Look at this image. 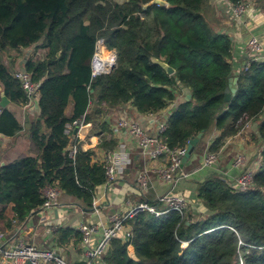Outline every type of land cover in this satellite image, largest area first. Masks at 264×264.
Returning <instances> with one entry per match:
<instances>
[{"label": "trees", "instance_id": "1", "mask_svg": "<svg viewBox=\"0 0 264 264\" xmlns=\"http://www.w3.org/2000/svg\"><path fill=\"white\" fill-rule=\"evenodd\" d=\"M150 1L0 0V93L13 104H27L14 77L18 69L38 85L28 150L0 166V232H11L38 214L46 186L91 208L105 184L104 170L92 162V150L78 149L69 157L70 138L64 134L68 123L83 117L103 135L110 132L107 110L130 105L133 115L142 118L173 105L185 88L191 97L172 109L161 137L170 149H184L203 132L193 160L182 169L187 172L201 167L203 140L213 130L219 135L208 152L218 154L246 122L264 116V59H249L234 76L233 41L208 19L209 0H163L167 7L144 9ZM225 1L236 5L246 0ZM250 1L264 10V0ZM99 40L114 52L116 66L109 74L91 77ZM30 48L42 51V57L28 55L19 61ZM152 59L174 74L168 76ZM230 78H237L236 93L226 102ZM257 131L262 147L249 190L229 186L217 172L196 179L194 198L206 216L191 210L161 218L137 213L125 220L124 235L109 243L100 264H238V253L244 264H264V118ZM21 132L14 114L0 108V135L13 139ZM115 145V140L101 138L99 147L109 151ZM141 168L134 156L122 178L130 182ZM132 200L153 202L143 193ZM70 240L79 245V231L61 228L52 243L65 247Z\"/></svg>", "mask_w": 264, "mask_h": 264}, {"label": "crops", "instance_id": "2", "mask_svg": "<svg viewBox=\"0 0 264 264\" xmlns=\"http://www.w3.org/2000/svg\"><path fill=\"white\" fill-rule=\"evenodd\" d=\"M215 1L216 0H209L208 2V9L210 11L208 19L218 25L220 31L227 33L233 41L231 63L234 67L233 74L235 76L244 67L246 62L252 58V55L249 56L245 49L246 43L251 36H255L263 47V52L258 54V57L264 55V10L258 9L252 1L246 0L245 3L248 5V10L242 19L236 20L238 21V24L233 26L227 22L225 23L223 20V11H229L227 5L220 2V4L222 3L223 5L217 6L219 3ZM221 7L223 8V11L220 10ZM31 52L34 53V48L28 49L27 52L22 55L23 57H19V61H24L25 57H28ZM42 54V51L39 50L36 53V56L39 55L42 57ZM234 87L236 88V84ZM188 94L189 91L182 88L181 95L175 102V106L180 103L182 99H186ZM7 109L14 114L15 118L22 127V132L13 139L5 138L0 135V166L14 161L19 155L27 152V130L31 121L37 116L36 109H33V106L31 105L27 106V104L16 105L9 101ZM132 110L133 109H131L130 105L119 109L107 110L105 120L109 126V133L101 135L99 131H94L90 124H85V126L78 131L73 130L72 138L75 137V140L77 141V150H92L95 157H98L101 150H103L99 147L101 138H105L106 141L113 139L116 141V144L122 141H127L130 144H133L132 139L127 134L121 133V135H118L115 133L116 122L119 118L134 119L138 120L141 125L145 124L144 116L139 118L136 115H133L134 112ZM68 111L70 112V107L68 108ZM69 112H67V114ZM263 118L264 116H261L258 121L251 120L246 122L244 127L235 136L224 141L216 162L212 167L203 168L199 171H196L197 169L192 171L195 172L193 176L194 178L190 176L177 186L175 193L181 194L188 200L190 205L189 210H191L192 213L196 214L194 212L196 209L200 210V213L204 216L207 215V212H202L203 209L201 203L194 198V184L192 181L202 180L207 174L217 172L223 176L229 186L236 187L238 179L244 171L249 170L253 172V174L257 171L259 167V152L262 147L256 142V138L258 137L257 129ZM218 135L219 132L213 130L209 135L204 137L203 143L205 148L201 156V164L205 151H208V148ZM73 142L74 141L70 138L68 148H71ZM239 155L244 156L245 162L243 166L235 168L234 162ZM143 165H145L144 161L142 163V167ZM136 172L133 174L130 182L124 181L122 175L117 182L113 183L111 186H106L104 184L98 189L95 196V199L98 201L97 214L94 213V209H84L80 202L72 197L60 193L59 204L55 209L41 210L38 214L28 217L23 224L18 225L11 232H5L8 234L14 233L16 237L23 239L29 244H34L41 249L56 251L61 255L62 259L69 264L82 262L84 258L81 244L79 243V245H74L72 240H70L69 244L65 247H58L52 243L54 233L50 232L49 229L51 227H58L59 229L71 228L77 230L78 225L85 223L106 225L109 216L113 213H119L122 211L125 204L130 203L135 205L142 202L139 200H132L133 197L137 196V193L141 194V192L136 188L134 181ZM150 180L152 187L149 192L145 194H149L153 201L158 195L167 189V186L161 185V183L152 174ZM183 191H186V193ZM121 198H123L121 201H117ZM124 230L125 229L121 231L119 236L124 235ZM98 239L99 234L94 236L93 244H95ZM128 250L129 256L132 259H135L132 248L129 247ZM99 260L100 258L96 260L95 264H100Z\"/></svg>", "mask_w": 264, "mask_h": 264}, {"label": "built area", "instance_id": "3", "mask_svg": "<svg viewBox=\"0 0 264 264\" xmlns=\"http://www.w3.org/2000/svg\"><path fill=\"white\" fill-rule=\"evenodd\" d=\"M216 1L225 3L231 15L239 20L243 18L248 10V5L245 1L236 5L227 3L225 0ZM101 45L103 44H97L96 49L98 50ZM245 49L249 56L252 55L253 60L264 59V55L258 57V54L263 52V47L255 36H251L248 39ZM96 54L95 51L91 62V77L108 73L115 63L114 54H112L110 65L105 67L106 69H103L100 73H97L94 70ZM14 77L20 81L21 87L25 91L28 100L27 106H33V109L38 112V85L33 83L30 75L22 70H17L14 73ZM174 107L175 103L164 110L144 115V125H141L138 120L119 118L116 122L115 133L118 135H121V133L127 134L132 139L133 144L122 141L116 144L114 150H101L98 157H95V154L93 155L92 162L103 167L106 186H111L117 182L124 174L126 168L132 164L133 157L136 156L142 163L143 161L145 162L142 169L138 170L134 176L136 188L144 194L149 192L152 187L150 180L152 174L161 185H166L167 189L158 195L152 203L142 201L135 205L125 204V208L123 207L122 211L109 216L106 225L92 223L78 225L77 231L81 234L80 244L84 258L83 264H95L96 260L103 255L109 243L116 239L124 229L125 220L137 213L147 212L155 218H161L170 212H178L181 215L188 212L190 208L188 200L181 194L175 193V191L182 181L195 172L185 173L181 169L185 148L170 149L161 137L166 130L168 119ZM84 126L85 123L82 117L73 123L66 124L64 127V134L74 141L71 148L67 147L70 158H73L77 152V141L75 137L72 138V132L73 130L78 131ZM218 154H210L205 151L202 165L196 171L212 167ZM244 162V156L239 155L234 162V167L239 168L244 165ZM252 178L253 172L244 171L238 179L236 188L241 192L249 190ZM59 196L60 191L56 187H44L41 190L43 199L41 210L55 209L59 204ZM97 204L98 201L94 199L91 209L95 210V214L98 213ZM58 229V227H51L49 231L55 233ZM97 234H99V239L93 244V238ZM237 261L238 264H244L241 253L237 254ZM27 262L30 264H69L56 251L41 249L34 244H29L23 239L16 237L14 233L0 232V263L26 264Z\"/></svg>", "mask_w": 264, "mask_h": 264}, {"label": "water", "instance_id": "4", "mask_svg": "<svg viewBox=\"0 0 264 264\" xmlns=\"http://www.w3.org/2000/svg\"><path fill=\"white\" fill-rule=\"evenodd\" d=\"M152 6H158V7H167V3L163 0H151L147 5H145L143 8L147 9L150 8ZM97 44H103L102 40H99ZM151 62L153 64H157L159 65L164 72L168 75V76H172L174 74V70L169 67L168 65L159 62L158 60L152 59ZM116 66V64L114 63L110 69V71L108 73H103V74H109L111 72L112 69H114ZM236 84V78H230L228 80L227 83V88L224 90V94H225V101L229 102L231 100V98L235 95L236 93V88L234 87ZM190 94H188L186 96V99L189 100L190 99ZM9 104V100L5 97L4 93L1 92L0 93V108L1 109H5L7 108ZM203 132H200L199 134H197L195 137L191 138L188 143L187 146L185 148V153L184 156L182 158V163H181V169H183V167L187 164V162L190 160L191 156L193 155L194 149L197 146V144L199 143L200 139L202 138ZM128 235L124 236V239L127 240ZM26 264H30L29 262H27ZM75 264H83V262H78Z\"/></svg>", "mask_w": 264, "mask_h": 264}, {"label": "rangeland", "instance_id": "5", "mask_svg": "<svg viewBox=\"0 0 264 264\" xmlns=\"http://www.w3.org/2000/svg\"><path fill=\"white\" fill-rule=\"evenodd\" d=\"M113 1H115V2H118V3H122V2H124L125 0H113ZM215 2H217V3H219V4H217V6H221V5H223L222 3L220 4V2L219 1H215ZM215 4V3H214ZM220 10H222L223 11V8L221 7V9ZM210 13V11L208 10V14ZM223 20H224V22L226 23H229L230 25H237L238 24V21H236V20H239V19H237V18H234L230 13H229V11H226V10H224L223 11ZM147 22V21H146ZM148 24V23H147ZM220 25V24H219ZM223 26V25H222ZM232 29H233V27H232ZM103 46V45H102ZM102 47L101 46H99L98 47V50L99 49H101ZM103 51H98L97 49H96V53L98 54V56L100 55V53H101V55H103V57H104V59L106 60V61H108V62H111V55L112 54H114V52H112V51H108L104 46H103ZM106 49V50H105ZM107 51V52H106ZM38 51L36 50H34V53L33 52H31V54H29V56H34L35 58H40L41 56H39V55H37L36 56V53H37ZM19 70V69H18ZM185 89V88H184ZM191 160H193V157H191L190 158V161ZM187 172H192V171H187ZM194 176V174L193 175H191V177L192 178H194L193 177ZM184 193H186V191H183ZM119 199V198H118ZM123 198H121L120 200H117V201H121ZM125 199V198H124ZM194 212L196 213V214H199L200 213V210H194Z\"/></svg>", "mask_w": 264, "mask_h": 264}, {"label": "bare ground", "instance_id": "6", "mask_svg": "<svg viewBox=\"0 0 264 264\" xmlns=\"http://www.w3.org/2000/svg\"><path fill=\"white\" fill-rule=\"evenodd\" d=\"M101 47L103 48V46L101 45ZM99 49L98 51H103V49ZM106 50V49H105ZM107 52V51H106ZM110 62L106 61L103 57V55L98 56V54H96V59L94 61V70L97 73H100L103 69H106L105 67L109 66Z\"/></svg>", "mask_w": 264, "mask_h": 264}]
</instances>
